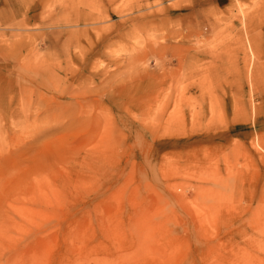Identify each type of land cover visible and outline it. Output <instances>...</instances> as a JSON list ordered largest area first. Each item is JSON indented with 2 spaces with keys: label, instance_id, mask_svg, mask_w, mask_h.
<instances>
[{
  "label": "rangeland",
  "instance_id": "rangeland-1",
  "mask_svg": "<svg viewBox=\"0 0 264 264\" xmlns=\"http://www.w3.org/2000/svg\"><path fill=\"white\" fill-rule=\"evenodd\" d=\"M263 20L264 0H0V264H264L263 78L256 124L247 86L220 93V41Z\"/></svg>",
  "mask_w": 264,
  "mask_h": 264
},
{
  "label": "crops",
  "instance_id": "crops-1",
  "mask_svg": "<svg viewBox=\"0 0 264 264\" xmlns=\"http://www.w3.org/2000/svg\"><path fill=\"white\" fill-rule=\"evenodd\" d=\"M257 22H260V20ZM255 26L260 27V30L258 31V33L260 32L259 35H252L249 33L247 36H228L223 37L222 41H220V44L224 45L220 49L223 55H229L230 57V59H223L222 61H230L228 64H230L231 70L234 67L237 69L236 74L231 72L229 78L222 80L226 82V84L221 86L220 89L221 97L223 99L222 106L225 108L238 107V104L236 103L239 100V89L234 85L240 82L247 86L246 89L244 88L246 93L245 97L247 98L244 99L243 97L242 99L243 101L247 100V102L245 101V103L241 104V106L246 108L243 112L244 119L242 120L245 124H256L259 122V120L254 117V110L256 108L252 106L247 96V94L252 90L249 84H254L256 82L260 83L261 77L263 78L262 82H264V20L261 26L260 24L257 25L253 22L252 27ZM248 40H250L253 45L255 57L252 56L246 47ZM228 64H223V66ZM223 92L225 94H223ZM262 97V107H264V96ZM233 122H239V120L234 119Z\"/></svg>",
  "mask_w": 264,
  "mask_h": 264
}]
</instances>
